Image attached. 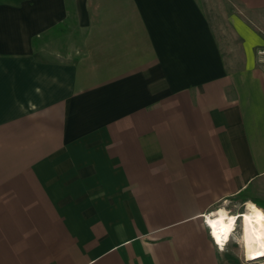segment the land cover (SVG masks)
Listing matches in <instances>:
<instances>
[{
    "label": "crops",
    "instance_id": "0c3cea01",
    "mask_svg": "<svg viewBox=\"0 0 264 264\" xmlns=\"http://www.w3.org/2000/svg\"><path fill=\"white\" fill-rule=\"evenodd\" d=\"M254 25L264 0H0V264H226L214 206L264 212Z\"/></svg>",
    "mask_w": 264,
    "mask_h": 264
},
{
    "label": "bare ground",
    "instance_id": "6f19581e",
    "mask_svg": "<svg viewBox=\"0 0 264 264\" xmlns=\"http://www.w3.org/2000/svg\"><path fill=\"white\" fill-rule=\"evenodd\" d=\"M237 219L240 220V243L244 249V258L247 260L264 258V255H260L264 253V212L250 202L245 203L241 214H228L221 210L207 217L210 234L215 242L224 246L234 230Z\"/></svg>",
    "mask_w": 264,
    "mask_h": 264
},
{
    "label": "rangeland",
    "instance_id": "374dc122",
    "mask_svg": "<svg viewBox=\"0 0 264 264\" xmlns=\"http://www.w3.org/2000/svg\"><path fill=\"white\" fill-rule=\"evenodd\" d=\"M227 10V11H226ZM209 10H208V15H209ZM231 14V10L223 8V13L224 15L222 18L224 19L223 22L225 21V13ZM255 28H260L258 29V32L262 35H264V27H260L259 25H254ZM257 31V30H256ZM264 47L260 46L255 49V57L257 61V50ZM259 67L264 70L262 67V64L257 62ZM246 202L243 201L242 197H236V198H231L228 201L224 203H218L217 205L214 206V208L211 211V216L217 214L221 210H224L228 214H241L244 211V205ZM240 235H241V227H240V220L237 219L234 225V230L231 232L229 239L226 243H224L223 252H224V257L227 260L226 264H264V258L257 259L254 261H246L243 257V252H242V247L240 243Z\"/></svg>",
    "mask_w": 264,
    "mask_h": 264
},
{
    "label": "built area",
    "instance_id": "2783aa9c",
    "mask_svg": "<svg viewBox=\"0 0 264 264\" xmlns=\"http://www.w3.org/2000/svg\"><path fill=\"white\" fill-rule=\"evenodd\" d=\"M256 53H257V62L262 64V67L264 68V47L258 49ZM218 247H221V246L218 245Z\"/></svg>",
    "mask_w": 264,
    "mask_h": 264
},
{
    "label": "trees",
    "instance_id": "16d2710c",
    "mask_svg": "<svg viewBox=\"0 0 264 264\" xmlns=\"http://www.w3.org/2000/svg\"><path fill=\"white\" fill-rule=\"evenodd\" d=\"M59 30H60L59 27L54 29V31H56V32L59 31Z\"/></svg>",
    "mask_w": 264,
    "mask_h": 264
},
{
    "label": "snow or ice",
    "instance_id": "6c2138e0",
    "mask_svg": "<svg viewBox=\"0 0 264 264\" xmlns=\"http://www.w3.org/2000/svg\"><path fill=\"white\" fill-rule=\"evenodd\" d=\"M218 242H219V240H218ZM260 255H264V253H260Z\"/></svg>",
    "mask_w": 264,
    "mask_h": 264
}]
</instances>
